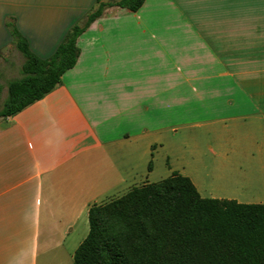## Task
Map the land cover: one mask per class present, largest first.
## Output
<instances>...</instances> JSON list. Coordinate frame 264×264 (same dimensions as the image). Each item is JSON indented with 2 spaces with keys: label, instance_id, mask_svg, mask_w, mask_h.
<instances>
[{
  "label": "crops",
  "instance_id": "crops-1",
  "mask_svg": "<svg viewBox=\"0 0 264 264\" xmlns=\"http://www.w3.org/2000/svg\"><path fill=\"white\" fill-rule=\"evenodd\" d=\"M96 6L0 0V71L13 76L25 62L8 22L33 53L48 58ZM78 46V61L59 86L0 117V264H74L93 205L175 172L186 175L171 167L151 180L159 176L155 153L171 111L199 117L204 104L212 124L239 121L246 127L241 168H264V139L257 138L264 136V0L109 6ZM237 183L225 189L227 197L211 198L264 204V180L247 174ZM253 196L258 201L241 199Z\"/></svg>",
  "mask_w": 264,
  "mask_h": 264
},
{
  "label": "trees",
  "instance_id": "trees-1",
  "mask_svg": "<svg viewBox=\"0 0 264 264\" xmlns=\"http://www.w3.org/2000/svg\"><path fill=\"white\" fill-rule=\"evenodd\" d=\"M145 0H97L54 54L41 58L8 22L23 53V76L8 82L0 117H13L62 83L80 56L79 36L109 6L137 11ZM74 264H264V204L204 197L189 176L175 172L89 210V232Z\"/></svg>",
  "mask_w": 264,
  "mask_h": 264
},
{
  "label": "rangeland",
  "instance_id": "rangeland-1",
  "mask_svg": "<svg viewBox=\"0 0 264 264\" xmlns=\"http://www.w3.org/2000/svg\"><path fill=\"white\" fill-rule=\"evenodd\" d=\"M9 62L17 63L16 57L11 56ZM15 69L13 76L0 71V109L8 97L3 87L12 79L23 76L22 66H15ZM205 110L202 104L199 117L179 109L169 113L164 146L155 153L162 163L159 176L153 175L151 180H160L171 167H178L195 181L204 197H227L229 194L225 189L234 188L247 174L259 182L264 180V168L257 162L249 169L240 166V145L246 141V127L233 120L212 124L206 120ZM257 138L261 142L264 136L257 132ZM253 190L259 191L257 187ZM241 199L258 201L256 196Z\"/></svg>",
  "mask_w": 264,
  "mask_h": 264
}]
</instances>
